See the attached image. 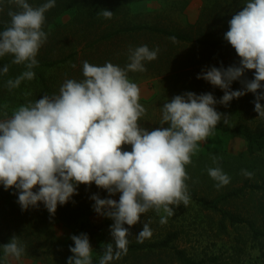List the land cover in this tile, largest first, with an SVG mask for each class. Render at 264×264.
Returning a JSON list of instances; mask_svg holds the SVG:
<instances>
[{
    "label": "clouds",
    "instance_id": "obj_1",
    "mask_svg": "<svg viewBox=\"0 0 264 264\" xmlns=\"http://www.w3.org/2000/svg\"><path fill=\"white\" fill-rule=\"evenodd\" d=\"M11 2L20 10H10V24L0 30V58L11 55L12 63L24 65L25 70L6 81L9 90L35 78L36 57L47 40L42 29L45 13L56 0L38 7L28 0ZM99 14L106 19L113 16L108 9ZM169 39L177 40L175 36ZM223 39L235 49L238 64L206 66L197 74V79L221 89L222 97L186 91L171 100L165 98L160 107L161 127L151 131L139 122L146 109L139 102L140 87L128 77V72H143L146 62L157 59L160 49L147 44L130 47L124 67L84 60L81 79H65L57 93L28 101L10 116L0 112V186L15 190L21 211L43 204L51 218L58 205L78 194L79 185L94 183L107 195L102 198L93 193L91 207L98 216L113 221L111 242L103 244L98 264L120 259L128 252L129 228L141 222L142 214L162 210L166 215L159 222L163 225L174 215V206L189 203L186 165L192 162L199 142L206 141L222 119L227 123L228 115L217 111V104L227 107L250 92L255 97L254 111L264 117V0H245L228 21ZM248 70H254L253 78L241 79ZM8 71L7 64L0 67V76ZM234 81L242 87L233 90ZM122 145H130L131 150ZM241 171L246 177L253 175ZM207 172L217 189L230 183V176L219 166ZM116 194L118 199L113 198ZM151 236L149 223H143L136 241L143 243ZM70 239L72 255L66 264H93L88 234H73ZM0 248L5 258L16 260L25 252L17 235Z\"/></svg>",
    "mask_w": 264,
    "mask_h": 264
},
{
    "label": "trees",
    "instance_id": "obj_2",
    "mask_svg": "<svg viewBox=\"0 0 264 264\" xmlns=\"http://www.w3.org/2000/svg\"><path fill=\"white\" fill-rule=\"evenodd\" d=\"M44 2L46 0L28 1L32 7H38ZM162 2L163 0H56L55 6L45 13L42 29L47 33V40L36 57L39 64L33 69L35 78L22 81L18 88L9 90L6 87V81L20 75L25 68L22 64H13L11 55L6 54L0 58V67L5 64L9 67L8 73L0 76V112H7L10 116L14 109L28 101L40 99L44 94L57 93L65 79H81L84 60L97 65L110 61L124 67L128 62V49L142 44H147L149 48L158 47L160 49L158 57L145 63V71L128 72L129 79L141 76H162L164 80L169 81L174 96L192 91L196 94L211 92L216 99L222 97L221 89L203 79H197V74L206 66L227 67L238 64L239 57L235 49L223 39V34L228 30V21L242 9L245 2L243 4L238 2L227 7L213 2L202 9L195 22L188 21L184 14L186 2L183 5L177 4L175 8L178 20L168 15L166 11L168 6ZM69 7L75 9L76 16L74 29L70 30L71 41H66L67 35L61 37L60 34L50 33L48 28L54 17ZM15 9L20 10L17 5ZM101 9L112 11L111 19L100 15ZM10 20L8 14L1 15L0 30L8 27ZM76 36L79 42L74 43L77 41ZM171 36L177 38L176 42L169 39ZM253 72L254 70H248L241 79L251 80ZM241 87L239 81H234L231 85L233 90ZM26 93L30 94L26 95ZM252 98H255L254 94L249 92L233 100L243 103ZM220 112L223 113V111ZM224 114L228 115L227 123H224L222 119L214 132L242 138L247 155L264 150L263 122L258 124L252 118H246L241 114L235 115L230 108ZM122 148L131 150L130 145H122ZM77 192L78 194L74 195L71 201L62 206L58 205L54 217L50 218L43 204L37 208L21 211L15 190L13 188L5 190L3 186H0V214L2 215L0 226L7 229V239L4 244L13 235H17L25 246L34 240H40L45 235L51 239L53 237L51 225H57L69 231L66 235L68 249L70 245H73L70 239L73 234L87 233L92 242L104 231H108L113 221L107 218H91L94 213L91 207L93 201L89 199L93 193L97 192L103 198L106 196V191L98 189L93 183L90 186L79 185ZM255 192L264 193V179L260 183L245 181L243 185L220 195L212 202L198 197L192 190L189 194L190 198L199 203L202 210L220 216L221 231H226L225 220L234 226L247 224L252 238L257 239L264 235V231L257 226L256 218L233 212L225 207L227 202ZM113 198L118 199L119 194ZM38 224H43V227L40 228ZM136 228L138 227L134 229ZM156 229L159 230V234L156 233L143 243H137L136 238L128 236V252L124 256L138 253H144L143 255L147 257L156 255L158 259L151 264H164L161 254L166 252L178 264H215L218 260L217 256L197 259L178 248L176 244L183 236L181 229L173 225L163 226L160 222L155 223L153 230ZM47 240L45 239L46 244H48ZM103 250V245H96L92 249L100 255H103ZM41 254H45L43 249ZM6 260L3 249L0 248V263L6 264Z\"/></svg>",
    "mask_w": 264,
    "mask_h": 264
},
{
    "label": "rangeland",
    "instance_id": "obj_3",
    "mask_svg": "<svg viewBox=\"0 0 264 264\" xmlns=\"http://www.w3.org/2000/svg\"><path fill=\"white\" fill-rule=\"evenodd\" d=\"M185 2L184 14L188 21L195 22L202 9L213 2H218L221 6L227 7L238 2L243 4L245 0H163L162 4H167L166 11L168 15L172 19L178 20L175 8L177 4L183 5ZM10 10L17 11L14 3L11 0H0V16L7 15ZM75 16L76 11L73 7L62 10L54 17L48 31L60 34L61 37L67 35L66 41L70 40V34H72L70 30L74 29ZM77 35L79 36V34ZM75 42H79V38ZM130 80L140 87L141 98L139 102L146 109L145 114L139 121L141 126L149 131L160 127V107L165 98L171 100L174 96L169 81L164 80L162 76H141ZM254 99L252 98L243 103H240L239 100H232L227 107L220 104L215 107L217 111H223V114L230 108L235 115L241 114L246 118H252L258 124L264 123V117L259 116L254 111ZM261 104H264V101H261ZM216 166L221 167L231 178L230 183L220 189L214 186L216 182L210 178L207 172L208 168ZM242 169L252 172L253 175L250 178L244 176ZM186 171L189 176L186 181L188 190H192L198 197L212 202L220 195L243 185L245 181L260 183L264 179V150L253 155H247L245 142L242 138L222 135L213 131V134L206 141L199 142L197 151L192 156V162L186 165ZM225 207L233 212L255 217L257 226L264 231V193L246 194L232 202H227ZM174 208V215L168 217L167 223L163 226L173 225L183 231V236L176 245L188 255L197 259L217 256L218 260L215 264H264V235L257 239L252 238L247 224L234 226L225 220L226 231L223 232L219 229L220 216L202 210L199 203L192 198H190L187 205L181 204L174 206ZM93 214L91 215L93 219L103 218L95 212ZM163 215L166 214L162 210L159 213L149 210L147 213L142 214L141 222L130 226L129 237L136 238V234L142 230L143 223H149L152 229L151 237L156 233L159 234V230H153V227ZM38 226L41 228L43 224H38ZM51 226L53 229L51 239L47 238L48 235H45L38 241L34 240L31 244L25 246V252L19 260L8 257L6 258V264H66L67 258L72 255L66 245V235L69 231H65L57 225ZM125 227L129 226L125 225ZM135 227L138 228L134 229ZM6 231V227L0 226V245H3L7 239ZM45 239H48V244L45 243ZM108 242H111L109 230L97 236L90 244L93 248L96 245H103ZM23 244L25 245L24 242ZM42 249L45 254H41ZM143 254L122 256L118 260H113L111 264H151L158 259L156 255L147 257ZM92 256L93 264H98L102 255L92 251ZM161 257L164 264H178L169 257L167 252L161 254Z\"/></svg>",
    "mask_w": 264,
    "mask_h": 264
}]
</instances>
